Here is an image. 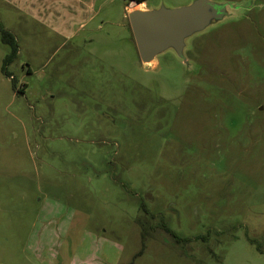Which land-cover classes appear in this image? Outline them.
Wrapping results in <instances>:
<instances>
[{"label": "rangeland", "instance_id": "obj_1", "mask_svg": "<svg viewBox=\"0 0 264 264\" xmlns=\"http://www.w3.org/2000/svg\"><path fill=\"white\" fill-rule=\"evenodd\" d=\"M210 1L237 9L189 64L146 67L130 0H92L69 40L75 2L0 0V264H264V0Z\"/></svg>", "mask_w": 264, "mask_h": 264}, {"label": "water", "instance_id": "obj_2", "mask_svg": "<svg viewBox=\"0 0 264 264\" xmlns=\"http://www.w3.org/2000/svg\"><path fill=\"white\" fill-rule=\"evenodd\" d=\"M235 9L210 0H195L177 9L136 7L129 10L128 18L142 64L151 66L158 56L169 50L184 64H189L185 55L186 41L232 18Z\"/></svg>", "mask_w": 264, "mask_h": 264}, {"label": "crops", "instance_id": "obj_3", "mask_svg": "<svg viewBox=\"0 0 264 264\" xmlns=\"http://www.w3.org/2000/svg\"><path fill=\"white\" fill-rule=\"evenodd\" d=\"M2 2L8 4L9 6L12 7V9H17L18 11H25V12H29L28 10H31L32 12H34V14H39L40 17L45 18V16H51V11H50V4H51V0H1ZM37 2V3H36ZM75 2V7L71 8L72 13L71 14V21H73L72 23L70 22V27L68 28V31H66L65 33L67 34H63L64 38L66 40L71 39L72 37L75 36V34L78 33V30L82 29L83 26H85V24L88 22V20L86 21V19H84V14L86 13H92V0H70V3L74 4ZM25 3H28L27 6ZM34 5V6H33ZM133 8H136L133 7ZM141 8H148L145 3L143 6H141ZM131 10V9H129ZM128 10V11H129ZM48 12V14H47ZM83 15V16H82ZM88 18V17H87ZM73 24V25H72ZM78 24V28L77 31H75L74 26ZM70 30V31H69ZM73 33H72V32Z\"/></svg>", "mask_w": 264, "mask_h": 264}, {"label": "trees", "instance_id": "obj_4", "mask_svg": "<svg viewBox=\"0 0 264 264\" xmlns=\"http://www.w3.org/2000/svg\"><path fill=\"white\" fill-rule=\"evenodd\" d=\"M146 0H138V4L144 3ZM0 35H1V41L4 45L9 47V54H7L3 60V66H2V73L10 78L12 75L9 73L8 66L12 64L19 56V45L18 42L16 41L15 37L8 32L3 24L0 22ZM12 84L14 86V89L16 88V81L13 80ZM169 234L173 236V233L165 229ZM185 243H188V240H183ZM145 242V238H143V244ZM176 242H180L179 238H176Z\"/></svg>", "mask_w": 264, "mask_h": 264}, {"label": "built area", "instance_id": "obj_5", "mask_svg": "<svg viewBox=\"0 0 264 264\" xmlns=\"http://www.w3.org/2000/svg\"><path fill=\"white\" fill-rule=\"evenodd\" d=\"M132 3H134L135 4V6L136 7H140V6H143L144 5V3H141V4H138V0H130Z\"/></svg>", "mask_w": 264, "mask_h": 264}]
</instances>
